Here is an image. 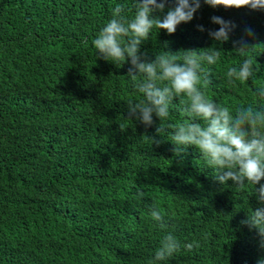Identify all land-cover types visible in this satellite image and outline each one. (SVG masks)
Segmentation results:
<instances>
[{
	"label": "trees",
	"instance_id": "16d2710c",
	"mask_svg": "<svg viewBox=\"0 0 264 264\" xmlns=\"http://www.w3.org/2000/svg\"><path fill=\"white\" fill-rule=\"evenodd\" d=\"M200 2L175 33L154 28L141 53L152 60L211 47L197 25L218 29L213 15L232 21L230 40L213 45L220 58L204 65L211 85L200 86L233 114L255 106L253 91L264 86V10ZM117 5L131 9L133 0H0V264H148L167 232L181 249L161 264H256L260 238L240 225L258 206L254 188L220 185L194 146L174 156L168 125L186 121L179 98L162 135L158 118L148 127L128 121L127 102L142 98L129 63L104 60L94 45ZM247 27L256 33L248 42L258 72L233 86L227 70L241 57L232 40ZM152 206L167 229L152 220ZM192 242L198 247H183Z\"/></svg>",
	"mask_w": 264,
	"mask_h": 264
},
{
	"label": "clouds",
	"instance_id": "9594fccd",
	"mask_svg": "<svg viewBox=\"0 0 264 264\" xmlns=\"http://www.w3.org/2000/svg\"><path fill=\"white\" fill-rule=\"evenodd\" d=\"M212 8H248L264 10V0H203ZM133 0V7L126 9L117 5L112 11V18L103 26L94 45L99 56L106 61L121 66L129 63L127 76L134 82L142 94L139 101L127 102V119L139 121L144 126H152L154 117L160 124L157 134L162 135L167 129L163 126L170 115V106L174 98H179L186 121L179 125H168L173 129L171 142L174 144V156L181 157L188 146H194L205 161L207 167L214 170V179L220 185L232 181L237 189L250 184L254 188L252 195L258 206L247 211L246 219L240 225L255 230L259 246L264 248V86L253 91L257 103L255 106H239L235 113L229 107L209 99L202 88L211 85V72L204 65H214L221 56L222 45L230 40L236 28L232 21L213 15L210 21L218 29H205L197 25V30L207 32L214 43L205 49H185L173 53L161 51L152 60L147 59V52L141 53L140 46L150 38L152 30H165L173 34L181 23H188L200 9V0ZM126 11H134L129 18ZM158 13L160 15H154ZM256 33L250 27L244 29V36L232 40L234 51L241 57L238 67L227 70L228 83H246L258 72L255 56L251 52L255 45L249 44L248 38H255ZM167 47V43H165ZM138 76L143 79L138 80ZM186 96L187 99H182ZM151 144L159 146L160 140L147 137ZM258 185V187H255ZM143 197V192L136 194ZM150 216L161 229H167L165 217L156 206H152ZM184 248L192 250L198 243H186ZM181 249V242L171 232H167L160 241L159 248L148 264H161ZM264 264V256L256 260Z\"/></svg>",
	"mask_w": 264,
	"mask_h": 264
}]
</instances>
